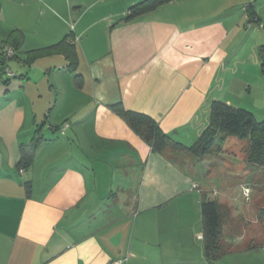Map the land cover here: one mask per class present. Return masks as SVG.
Returning <instances> with one entry per match:
<instances>
[{
    "label": "crops",
    "instance_id": "0c3cea01",
    "mask_svg": "<svg viewBox=\"0 0 264 264\" xmlns=\"http://www.w3.org/2000/svg\"><path fill=\"white\" fill-rule=\"evenodd\" d=\"M138 1L0 0V40L15 30L22 41L18 74L0 81V126L13 128L0 133V264H241L264 245V168L247 162L246 140L227 135L203 157L154 152L114 109L149 115L184 146L213 100L264 119V0H173L122 21ZM63 38L74 72L51 48ZM40 121L48 131L20 171ZM236 186L250 189L241 216ZM203 195L225 215L213 261Z\"/></svg>",
    "mask_w": 264,
    "mask_h": 264
},
{
    "label": "trees",
    "instance_id": "16d2710c",
    "mask_svg": "<svg viewBox=\"0 0 264 264\" xmlns=\"http://www.w3.org/2000/svg\"><path fill=\"white\" fill-rule=\"evenodd\" d=\"M170 1L173 0H140L128 7L127 12L121 17V20L131 21ZM247 10L251 18L250 20L256 21L257 17L251 9V3L247 4ZM21 42V38L16 37L15 30H12L5 39L0 40V81H3L5 84L9 82V77H14L8 64L9 60L19 58L18 52ZM52 47L62 50L64 55L69 59L67 65L69 70L74 72L77 64L74 45L70 41H66V38H63L52 45ZM8 50L11 52L8 53ZM42 51L43 49L28 51L27 55H29L30 62L41 55ZM258 54L261 71L264 73V45L259 46ZM9 72L12 74H9ZM74 77L78 76L74 75ZM114 109L127 120L129 126L137 134L149 143L151 150L154 152H164L170 148L183 150L195 157H203L220 148L225 136L231 135L247 141L243 149L247 162L264 168V119H256L254 114L247 109L234 107L222 100H213L210 104L208 124L190 146H184L173 141L160 129L157 122L147 114L126 110L121 105H115ZM58 128L60 129V127ZM40 131L41 125L38 124L33 131L31 144L23 143L20 145V155L17 162L19 169L25 170L31 166L36 146L44 140ZM28 185L27 187L29 188L30 186ZM200 207L204 253L207 259L213 261L221 254L220 238L225 215L218 203L215 200L207 198L205 195L202 196Z\"/></svg>",
    "mask_w": 264,
    "mask_h": 264
},
{
    "label": "rangeland",
    "instance_id": "374dc122",
    "mask_svg": "<svg viewBox=\"0 0 264 264\" xmlns=\"http://www.w3.org/2000/svg\"><path fill=\"white\" fill-rule=\"evenodd\" d=\"M20 56L23 57L24 53L22 52ZM8 66L10 68V71L13 74H16V73L18 74L19 67H21L22 65L17 60H9ZM31 73H32V71H31ZM9 78H10V82L14 80V78H12V77H9ZM56 118H57V116H52V114H50V116L48 118V122L50 123V121H51V123L54 124V122L56 121L55 120ZM38 123H40V125H41L40 133L41 134L47 133V131H48L47 128H49L48 127L49 124L41 123V121L38 122ZM38 123L35 124V126L33 127V129H32L33 131L36 128V126L38 125ZM61 126H60V129H61ZM66 127H67V124H66ZM11 130H13V128L7 127L5 124H3V126H0V133L2 134V136L7 135L9 132H11ZM24 132L25 131L21 130L19 132L18 138H21V136L24 134ZM25 138L28 139V137H25ZM235 188H236V190L233 193V198L235 199V201H234L235 204L233 205V207H234V211L233 212H235L236 215L241 216L245 212V207H246L248 201H247V198L243 194V187H241V189H240V188H238V186H236ZM242 226H244V225H242ZM221 245H222V243L220 242V246ZM263 249H264V245H262V246L260 245L259 247H256V248L253 247L252 251H254V252H252V254L250 256L251 258L249 260H247L246 263H245V261L242 260L243 263H241V264H264V250Z\"/></svg>",
    "mask_w": 264,
    "mask_h": 264
},
{
    "label": "built area",
    "instance_id": "2783aa9c",
    "mask_svg": "<svg viewBox=\"0 0 264 264\" xmlns=\"http://www.w3.org/2000/svg\"><path fill=\"white\" fill-rule=\"evenodd\" d=\"M260 26H262V25H260ZM11 51L10 50H8V53H10ZM9 74H12L11 72H9ZM66 127V124H64V125H62L61 126V132L63 133V131H64V128ZM23 169H20V171H22ZM193 186L194 187H197V185L196 184H193ZM249 193H250V189H249V187H244L243 186V194H244V196L247 198L248 196H249ZM115 264H118V263H115Z\"/></svg>",
    "mask_w": 264,
    "mask_h": 264
}]
</instances>
